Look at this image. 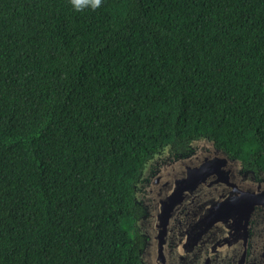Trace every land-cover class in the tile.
<instances>
[{"label":"trees","instance_id":"16d2710c","mask_svg":"<svg viewBox=\"0 0 264 264\" xmlns=\"http://www.w3.org/2000/svg\"><path fill=\"white\" fill-rule=\"evenodd\" d=\"M0 0V264H144L146 163L206 137L264 171V0Z\"/></svg>","mask_w":264,"mask_h":264},{"label":"water","instance_id":"95a60500","mask_svg":"<svg viewBox=\"0 0 264 264\" xmlns=\"http://www.w3.org/2000/svg\"><path fill=\"white\" fill-rule=\"evenodd\" d=\"M190 146L185 154L165 150L160 162L152 164L157 154L146 163L139 180L153 167L149 206L139 202L136 185L145 210L137 222L145 236L144 264H211L212 249L224 257L231 236L247 231L250 221L264 228V171L244 169L212 139L196 138ZM198 198L210 200L196 206Z\"/></svg>","mask_w":264,"mask_h":264},{"label":"flooded vegetation","instance_id":"af4514ba","mask_svg":"<svg viewBox=\"0 0 264 264\" xmlns=\"http://www.w3.org/2000/svg\"><path fill=\"white\" fill-rule=\"evenodd\" d=\"M257 222L253 219L247 231L231 236L224 257H219V249L214 247L211 264H264V228L256 230Z\"/></svg>","mask_w":264,"mask_h":264},{"label":"rangeland","instance_id":"374dc122","mask_svg":"<svg viewBox=\"0 0 264 264\" xmlns=\"http://www.w3.org/2000/svg\"><path fill=\"white\" fill-rule=\"evenodd\" d=\"M195 146H197V144H195ZM162 152H165V150L164 151H162ZM162 152L160 153V154H162ZM161 156H163V154L161 155ZM160 155H159V153H158V156L156 157V159H153L152 160V164H156V163H158V162H160V161H158V160H161L162 159V157H161ZM152 171H153V167H151L148 171H147V173L145 174V176H143L140 180H139V182H138V184H137V197H138V200H139V202H141V203H143V202H147L146 204L149 206V204L152 202V199L149 197V194H148V187H147V184L149 183V181H150V175L152 174ZM258 180H261V178H259ZM204 196V193H201V197L200 198H202ZM150 200H149V199ZM210 199H205V200H203L202 202H200L201 200H199V198H198V204L196 205V206H201V205H203L204 203H206V202H208ZM195 206V205H194ZM150 208V207H149ZM148 208V209H149ZM146 221H149V218H147L146 219Z\"/></svg>","mask_w":264,"mask_h":264},{"label":"clouds","instance_id":"9594fccd","mask_svg":"<svg viewBox=\"0 0 264 264\" xmlns=\"http://www.w3.org/2000/svg\"><path fill=\"white\" fill-rule=\"evenodd\" d=\"M81 3V0H80ZM80 3H75L77 7L80 6ZM92 6H98L100 4V0H91Z\"/></svg>","mask_w":264,"mask_h":264}]
</instances>
